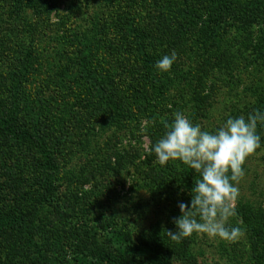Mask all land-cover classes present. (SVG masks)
<instances>
[{
    "label": "rangeland",
    "instance_id": "374dc122",
    "mask_svg": "<svg viewBox=\"0 0 264 264\" xmlns=\"http://www.w3.org/2000/svg\"><path fill=\"white\" fill-rule=\"evenodd\" d=\"M224 1L254 23L227 19ZM173 51L171 70L158 71ZM257 110L264 0H0V118L36 136L0 132V264L101 253L121 264L115 235L162 237L170 264H264V124L237 184L234 241L167 236L196 174L151 150L176 112L213 131Z\"/></svg>",
    "mask_w": 264,
    "mask_h": 264
},
{
    "label": "clouds",
    "instance_id": "9594fccd",
    "mask_svg": "<svg viewBox=\"0 0 264 264\" xmlns=\"http://www.w3.org/2000/svg\"><path fill=\"white\" fill-rule=\"evenodd\" d=\"M176 60L173 51L162 56L154 67L169 72ZM258 123L264 124V111L257 110L247 118L229 116L222 126L208 131L182 112L174 113L171 127L151 150L160 165L179 160L193 170L196 179L190 206L178 204L181 215L173 221L176 231H166L172 241L179 242L193 233L226 241L242 235L241 228L230 227L228 221L236 215L237 184L244 176L245 159L261 147Z\"/></svg>",
    "mask_w": 264,
    "mask_h": 264
},
{
    "label": "trees",
    "instance_id": "16d2710c",
    "mask_svg": "<svg viewBox=\"0 0 264 264\" xmlns=\"http://www.w3.org/2000/svg\"><path fill=\"white\" fill-rule=\"evenodd\" d=\"M224 6H229L230 9L225 8L224 15L227 19L230 21L236 19L237 21L241 18L240 21L246 25H250L253 22H246L249 21L250 16H245L244 14L236 16L238 14V11H234L233 4L225 3ZM232 16L236 17L233 18ZM163 126L165 129H169L171 125L169 123L164 122ZM0 132L4 133L5 135H8L17 141L21 142H33L36 140V136H31L27 132H24L23 130H18L13 126L6 118L1 117L0 118ZM42 154L44 157L43 164L44 168L48 170H53V162L51 161V155H49L47 152L42 150ZM187 166V165H186ZM187 169L190 168L187 166ZM7 222V219L2 217L0 215V228H4L3 225H5ZM243 223H250L248 218H245L243 216ZM112 246L116 250V252L119 254L118 258L121 261V264H170L168 260V255L164 253V246H163V240L162 237H156L153 239V242L147 244H135L130 241L124 236V235H115L112 240ZM77 264H113V259L105 254H97L90 256H85L83 254H80L77 258L74 259ZM116 264V263H115Z\"/></svg>",
    "mask_w": 264,
    "mask_h": 264
}]
</instances>
